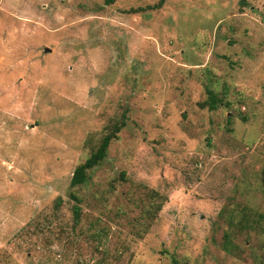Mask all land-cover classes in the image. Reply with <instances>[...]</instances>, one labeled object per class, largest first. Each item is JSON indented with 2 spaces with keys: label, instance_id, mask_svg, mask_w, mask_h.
<instances>
[{
  "label": "rangeland",
  "instance_id": "374dc122",
  "mask_svg": "<svg viewBox=\"0 0 264 264\" xmlns=\"http://www.w3.org/2000/svg\"><path fill=\"white\" fill-rule=\"evenodd\" d=\"M157 1L0 0V264H264V0Z\"/></svg>",
  "mask_w": 264,
  "mask_h": 264
},
{
  "label": "trees",
  "instance_id": "16d2710c",
  "mask_svg": "<svg viewBox=\"0 0 264 264\" xmlns=\"http://www.w3.org/2000/svg\"><path fill=\"white\" fill-rule=\"evenodd\" d=\"M114 0H105V3H112ZM165 0H158L155 4L148 6L149 8H160ZM142 9V8H137ZM132 11H135L132 10ZM209 108L214 109L216 105V100L213 98V95L210 96ZM124 125V122H121L120 125L113 124L112 129L107 132L99 143V146L90 154V156L82 163L79 164L73 171L72 177L70 179L71 186L82 184L86 180V173L88 170L97 166L107 154V149L110 141L117 136L120 128ZM78 214V209L75 210Z\"/></svg>",
  "mask_w": 264,
  "mask_h": 264
},
{
  "label": "water",
  "instance_id": "95a60500",
  "mask_svg": "<svg viewBox=\"0 0 264 264\" xmlns=\"http://www.w3.org/2000/svg\"><path fill=\"white\" fill-rule=\"evenodd\" d=\"M49 50H50V48H48V47L45 48V51H49Z\"/></svg>",
  "mask_w": 264,
  "mask_h": 264
}]
</instances>
